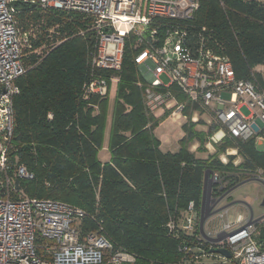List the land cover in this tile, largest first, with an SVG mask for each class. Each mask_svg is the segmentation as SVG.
<instances>
[{
    "label": "trees",
    "instance_id": "16d2710c",
    "mask_svg": "<svg viewBox=\"0 0 264 264\" xmlns=\"http://www.w3.org/2000/svg\"><path fill=\"white\" fill-rule=\"evenodd\" d=\"M198 4L192 24L206 27L209 45L229 58L237 78L264 65V0ZM16 6L15 25L29 39L22 43L26 69L16 79L19 92L12 103L11 147L0 168V196L8 191L13 198L22 194L66 202L84 211L81 230L103 234L114 247L134 254L137 264H184L179 246H206L199 232L186 235L180 228L189 202L200 212L204 171L223 175L230 189L249 179L246 170H264V150L253 139L236 144L225 139L212 154L198 157L188 147L196 140V150L202 151L206 132L189 123L182 125L179 149L163 151L153 134L161 118H153L144 107L132 48L125 47L113 97L83 98L93 39L91 32L79 31L90 18ZM257 79L261 81L259 74ZM106 132L110 158L102 162L98 152ZM227 147L237 148V165L234 155L225 164L220 161ZM18 165L33 178H19ZM170 217L176 222L173 231L166 227ZM255 238L264 248V224Z\"/></svg>",
    "mask_w": 264,
    "mask_h": 264
},
{
    "label": "built area",
    "instance_id": "2783aa9c",
    "mask_svg": "<svg viewBox=\"0 0 264 264\" xmlns=\"http://www.w3.org/2000/svg\"><path fill=\"white\" fill-rule=\"evenodd\" d=\"M17 3L90 18L86 29L79 31L91 32L93 39L83 98L110 94L128 46L149 114L162 110L182 125H206L203 146L207 149H215L225 139L233 144L253 139L255 147L264 144V65L251 70L249 77L237 78L229 58L209 45L206 27L191 22L198 0H0V168L5 167L11 147L12 103L19 92L16 79L26 69L21 51L29 33L15 25ZM243 106L248 115L241 112ZM229 155L235 156L232 162L237 165L236 147L225 148L220 161L225 164ZM15 174L33 178L24 165H18ZM245 175L264 183L262 168L246 170ZM204 177L203 210L219 197L221 205L229 184L211 170H205ZM5 181L8 185V178ZM250 209L247 206L246 216L229 218L228 208H221L213 214L212 227L201 230L199 213L189 202L180 228L186 235L199 232L206 246H179L183 263L264 264V248L255 238L264 214L254 217ZM84 215L82 209L60 200L22 194L13 198L6 191L0 196V264H137L134 254L114 247L103 234L81 230ZM175 226V218L170 217L166 227L173 231ZM216 249L227 250L230 256L212 251Z\"/></svg>",
    "mask_w": 264,
    "mask_h": 264
},
{
    "label": "rangeland",
    "instance_id": "374dc122",
    "mask_svg": "<svg viewBox=\"0 0 264 264\" xmlns=\"http://www.w3.org/2000/svg\"><path fill=\"white\" fill-rule=\"evenodd\" d=\"M166 81V79L164 78ZM113 97L112 94H110L109 98L111 99ZM241 112L244 115L249 114V110L246 108V106L241 107ZM256 111L258 109L256 108ZM156 112V111H155ZM153 118H156V116H153ZM200 126L202 128L205 127L202 123H200ZM153 132L157 137H162L165 140H163V148H169V149H176L178 145L180 146L179 142V134L181 132L184 133V130L182 127H179L175 122L171 121H164L162 123H158L154 128ZM258 150H264V144L256 146ZM199 152H202L198 150ZM198 152V153H199ZM196 153V154H198ZM264 199V186L261 183L255 182V181H247L243 184L239 185L235 189H233L223 200H222V206L227 205L231 202H236L229 206L228 208V217L234 218L236 214H241L243 216H246L247 210L245 205H250L251 209L253 211L254 217H259L262 214H264V205H260L261 201ZM223 212V211H222ZM218 215V214H216ZM215 215L211 216L209 220L215 219Z\"/></svg>",
    "mask_w": 264,
    "mask_h": 264
},
{
    "label": "crops",
    "instance_id": "0c3cea01",
    "mask_svg": "<svg viewBox=\"0 0 264 264\" xmlns=\"http://www.w3.org/2000/svg\"><path fill=\"white\" fill-rule=\"evenodd\" d=\"M114 92H115V86L111 89L110 94L113 95ZM153 116H156V118H161L160 121L158 122L159 124L167 120V121L175 122L179 127H182V123H181V122L175 121V120L171 119L170 117H167L166 114H165L162 110H156V112H154ZM203 125H204V124H203ZM195 129L200 130V131H203V132H206V131L208 130V128H207L206 125H205L204 128H202V127L200 126V124H195ZM153 134H154V132H153ZM154 135H155V134H154ZM183 135H184V133L181 132V133L179 134L178 139H180ZM155 136H156V135H155ZM106 138H107V132L105 133V139H104V142H103V146H102V148H101V149L99 150V152H98V158H99V160L102 161V162H104V161H108L109 158H110V153H109V150H108V148H107ZM156 138L160 141V148H161L163 151H167V150H169V151H177V150L179 149V147H180V146L178 145V147H177L176 149L163 148L162 144H163V142H164L163 140H165V139H164V138L162 139V137L159 138V137H157V136H156ZM198 146H199V145H198V142H197L196 140H194V141L190 142L189 147H188L189 150H190L191 152H193V153H194L196 156H198V157H205V156H207L208 154H212V153L215 151L214 148L207 149V148L204 147V149L202 150V152H199L198 150H196ZM200 151H201V150H200ZM198 152H199V153H198ZM196 153H198V154H196ZM237 160H238V161L241 160V157H240L239 155L237 156ZM255 182H258V181L255 180ZM258 183H260V182H258ZM262 185H263V184H262ZM263 186H264V185H263ZM202 195H203V189H202ZM223 199H224V198H223ZM263 200H264V199H263ZM263 200H262L261 203H260V205H262V206L264 205V204H262ZM202 202H203V200H202ZM201 205H202V203H201ZM220 206H222V202H221V205H220V202H219V203H218L213 209L220 208ZM249 206H250V205H249ZM245 207H246V209H247V205H245ZM250 207H251V206H250ZM227 208H229V206H228ZM200 210H201V209H200ZM251 210H252V209H251ZM252 212H253V211H252ZM199 216H200V212H199ZM208 219H209V218H208ZM208 219L204 222V225H203L204 230H206V229L212 227L213 223H215V220H214V219H213V220H208ZM213 221H214V222H213Z\"/></svg>",
    "mask_w": 264,
    "mask_h": 264
},
{
    "label": "water",
    "instance_id": "95a60500",
    "mask_svg": "<svg viewBox=\"0 0 264 264\" xmlns=\"http://www.w3.org/2000/svg\"><path fill=\"white\" fill-rule=\"evenodd\" d=\"M10 4L11 5H14V1H12V2H10ZM30 7H34V4H30ZM208 172H210V170H208ZM207 173V172H206ZM206 176H207V174H205V177H204V179H206ZM247 181H255L254 179H247V180H244V181H242V182H240V183H238L237 185H235V186H233V187H231L230 189H228V190H226L224 193H223V195H222V197L221 198H225L233 189H235L236 187H238L239 185H241V184H243L244 182H247ZM257 181V180H256ZM264 184V183H263ZM203 195H202V200H203ZM220 202V197L214 202V204H213V206H211V207H208L207 209H205V210H203V209H201L200 210V216H199V227H200V229L202 230V228H203V225H204V222L209 218V217H211L213 214H215L216 212H218V211H220V209L221 208H226V207H228V206H230V205H232V204H234V203H236V202H231V203H229V204H227V205H224V206H222V207H220V208H216V209H213L218 203ZM262 204H264V200H263V202H262ZM249 208H250V206L249 205H247ZM251 210V209H250ZM251 213H252V210H251ZM216 239H212V241H215ZM212 251H215V252H218V253H221V254H223L224 256H226V257H229L230 256V254H229V252L227 251V250H224V249H216V250H212Z\"/></svg>",
    "mask_w": 264,
    "mask_h": 264
},
{
    "label": "bare ground",
    "instance_id": "6f19581e",
    "mask_svg": "<svg viewBox=\"0 0 264 264\" xmlns=\"http://www.w3.org/2000/svg\"><path fill=\"white\" fill-rule=\"evenodd\" d=\"M232 153H233V151H232Z\"/></svg>",
    "mask_w": 264,
    "mask_h": 264
}]
</instances>
